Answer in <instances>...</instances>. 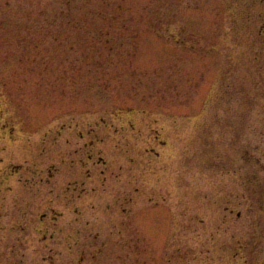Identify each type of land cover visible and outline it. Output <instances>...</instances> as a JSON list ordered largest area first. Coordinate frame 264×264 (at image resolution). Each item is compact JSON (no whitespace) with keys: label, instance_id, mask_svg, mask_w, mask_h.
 Returning a JSON list of instances; mask_svg holds the SVG:
<instances>
[{"label":"rangeland","instance_id":"rangeland-1","mask_svg":"<svg viewBox=\"0 0 264 264\" xmlns=\"http://www.w3.org/2000/svg\"><path fill=\"white\" fill-rule=\"evenodd\" d=\"M0 264H264V0H0Z\"/></svg>","mask_w":264,"mask_h":264}]
</instances>
